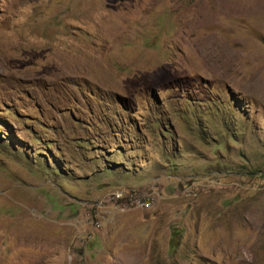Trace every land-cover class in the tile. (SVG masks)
Segmentation results:
<instances>
[{"label": "rangeland", "instance_id": "rangeland-1", "mask_svg": "<svg viewBox=\"0 0 264 264\" xmlns=\"http://www.w3.org/2000/svg\"><path fill=\"white\" fill-rule=\"evenodd\" d=\"M0 264H264V0H0Z\"/></svg>", "mask_w": 264, "mask_h": 264}]
</instances>
